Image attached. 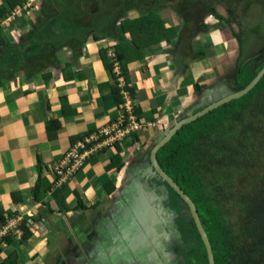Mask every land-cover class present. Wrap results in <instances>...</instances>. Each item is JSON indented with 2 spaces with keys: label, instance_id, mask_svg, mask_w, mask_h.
<instances>
[{
  "label": "crops",
  "instance_id": "0c3cea01",
  "mask_svg": "<svg viewBox=\"0 0 264 264\" xmlns=\"http://www.w3.org/2000/svg\"><path fill=\"white\" fill-rule=\"evenodd\" d=\"M210 1L25 0L12 10L0 0V216L22 217L28 233L0 245V262L131 264L144 246L150 149L179 115L235 89L244 44ZM149 12L176 35L142 48L121 75L114 51L131 39L123 24ZM122 84L151 126L119 145L112 169L115 147L57 183L68 149L119 116L123 101L113 95ZM52 123L60 127L50 133Z\"/></svg>",
  "mask_w": 264,
  "mask_h": 264
},
{
  "label": "trees",
  "instance_id": "16d2710c",
  "mask_svg": "<svg viewBox=\"0 0 264 264\" xmlns=\"http://www.w3.org/2000/svg\"><path fill=\"white\" fill-rule=\"evenodd\" d=\"M24 2L9 0L12 10ZM224 23L230 25L229 19L224 18ZM123 31L128 32L131 39L129 43L118 45L114 51L121 75L126 73L128 60L141 58L142 48L161 41L168 43L176 35L173 27H165L158 15L151 12L124 23ZM101 56L105 58L103 51ZM111 64L109 62V68ZM263 65L264 59L257 69L244 64L237 66L233 85L235 90L246 86ZM202 87L198 83L193 85L195 92H199ZM118 89H115L113 97L118 104H122ZM124 90L127 91L126 88ZM133 113L139 117L136 110L133 109ZM258 120L264 121V76L246 95L230 100L183 125L156 153L159 167L193 202L213 250L215 264H249L247 254H256L264 246V234L262 236L255 231L260 219L251 210L254 192L264 191V129L260 124L258 126ZM59 127L57 123H52L48 130L51 133ZM137 134L130 140L133 141ZM119 145L112 146L116 148V155L106 169H112L119 163ZM146 166L149 168L148 162ZM154 179L164 184L166 193V190L169 191L166 197H170V203H175L173 207L176 210L173 213L180 212V229L177 228V232L180 242L185 240L188 243L185 248H178L183 264H207L204 247L185 204L156 176L145 181L143 186L146 190L150 189ZM150 190L152 195L146 194L148 200L151 196L155 200L160 199L153 189ZM0 222H5L2 216ZM251 226L254 227L253 231L248 229ZM27 237L25 231L22 239ZM5 240L12 243L14 239L10 235ZM245 244H249L251 252L244 251ZM253 258V264H264L263 253ZM0 264L17 262L6 258Z\"/></svg>",
  "mask_w": 264,
  "mask_h": 264
},
{
  "label": "rangeland",
  "instance_id": "374dc122",
  "mask_svg": "<svg viewBox=\"0 0 264 264\" xmlns=\"http://www.w3.org/2000/svg\"><path fill=\"white\" fill-rule=\"evenodd\" d=\"M215 5L217 6L215 7ZM207 7L208 9H212L214 7L216 11L217 9H219V11H221L222 14H224V18L229 19L230 21L229 27L231 29V32L234 31L235 32L234 34H236L239 40L242 42V44H244L243 45L244 50L243 51L241 50L242 57L238 60L237 66L244 64V65L250 66L253 69H257L264 59V0H211L209 2V6L207 4ZM232 75L233 74L230 72L227 75V77L224 76V85L232 84V79H233ZM198 93L199 92L196 93V96L199 98V95H197ZM181 116H183V114L179 115L178 117L180 118ZM257 123H258V126L260 124V127L264 129V121L258 120ZM255 130L257 131L258 129H255ZM252 133L255 134L254 132ZM150 186H151L150 189L155 188L157 192L159 191L158 188H160L161 190H164V184L157 183L155 179L152 180V183L150 184ZM150 189L145 190L146 191L145 193L148 195H152V191ZM166 191L167 193H169L168 190ZM144 197H145V194H144ZM159 200L160 199L156 201H151L152 204L150 205H151L152 212L154 210L153 207L155 205L157 206V210L163 211L164 213L166 212L165 207L167 206L171 208L169 210L171 213L174 210H176L173 207L175 203H172V202L169 203L170 197H166L167 201L165 200V204L163 205L161 204ZM177 202L178 204L180 203L179 200H177ZM167 203L168 205H166ZM252 204H253L252 209H251L252 213L254 212L255 215L258 216V218L260 219L257 225L255 226L257 227L255 231L260 232L261 235L263 236L264 234V191L263 190L262 192H259V191L254 192ZM178 218L177 220L179 221ZM0 223H3V222H0ZM252 227L253 226L249 227L248 229L250 230L252 229L253 231L254 227L253 228ZM176 228L180 229V224L178 222H176ZM180 244H181V249H182V248H185L188 243L187 241L182 240ZM245 245L246 246L244 248V251L251 252V247L249 246V244H245ZM261 253H263L264 255V246L259 248L256 254H251V255L247 254L246 257H247L248 263L253 264L254 263L253 257H259ZM174 255H175V260L178 262V264L184 263L181 252L179 250L177 252L175 251ZM242 264H246V263H242Z\"/></svg>",
  "mask_w": 264,
  "mask_h": 264
},
{
  "label": "built area",
  "instance_id": "2783aa9c",
  "mask_svg": "<svg viewBox=\"0 0 264 264\" xmlns=\"http://www.w3.org/2000/svg\"><path fill=\"white\" fill-rule=\"evenodd\" d=\"M119 90V95L123 100L119 116L105 126L87 133L64 154V158L54 168L59 180L57 183L69 180L74 173L83 168L91 157L112 147L114 144H122L128 141L134 134L151 126L133 113V108L128 102V95L123 89V84L119 86ZM23 222L22 217H16L0 223L1 246L8 244L5 240L7 236L13 235L19 239L22 237L21 227Z\"/></svg>",
  "mask_w": 264,
  "mask_h": 264
},
{
  "label": "flooded vegetation",
  "instance_id": "af4514ba",
  "mask_svg": "<svg viewBox=\"0 0 264 264\" xmlns=\"http://www.w3.org/2000/svg\"><path fill=\"white\" fill-rule=\"evenodd\" d=\"M158 189V192L155 190V188L153 190L157 196L160 197V202L163 205L165 204L167 193L160 188ZM151 201L156 200L151 196L149 201H147L149 208H151ZM166 205H168V203ZM145 208H142L141 212L139 213L141 224L146 227L143 232V237L140 238V240H143L142 244L144 245V250L143 248L139 252L134 250L133 253L129 255L130 263L178 264V262L175 260L174 254L175 251L177 252L179 250V246H181L180 236L176 228V222H178L177 218L180 216V212L177 214L173 212L171 213L169 211L171 208L167 206L165 207L166 212L164 213L163 211L157 210V206L155 205L153 207L154 214L152 210L148 212V210L146 211ZM142 229L138 228V233L139 231H143ZM135 230H137V228ZM141 253L142 255H139Z\"/></svg>",
  "mask_w": 264,
  "mask_h": 264
},
{
  "label": "water",
  "instance_id": "95a60500",
  "mask_svg": "<svg viewBox=\"0 0 264 264\" xmlns=\"http://www.w3.org/2000/svg\"><path fill=\"white\" fill-rule=\"evenodd\" d=\"M264 76V65L260 69V71L256 74V76L243 88L233 91H227L226 93L222 94L220 97L215 99H208L207 104L203 106L201 109L197 111H190L187 113V115L183 116L182 118L176 119L170 127L161 135V137L157 140V142L152 146L148 153V164H149V170L152 173L153 176H156L157 179H160L165 183V185L170 188L172 192H174L178 199L181 200L188 211V214L190 215L192 222L194 224V227L200 237V241L204 247L207 264H215L214 261V255L213 250H211L210 242L208 240V237L200 223L199 216L197 214V211L195 209V206L193 202L189 199V197L181 190V188L174 182V180L169 177L158 165L156 162V153L165 146L170 139L176 134V131L181 128L183 125L188 124L194 120H196L198 117L203 116L207 112L217 108L218 106L227 103L230 100L238 99L241 96L246 95L249 91H251L255 85L262 79ZM152 176V177H153ZM165 188V186H164ZM146 211L148 212L151 210L148 206H146ZM143 229L145 230V226H143Z\"/></svg>",
  "mask_w": 264,
  "mask_h": 264
},
{
  "label": "clouds",
  "instance_id": "9594fccd",
  "mask_svg": "<svg viewBox=\"0 0 264 264\" xmlns=\"http://www.w3.org/2000/svg\"><path fill=\"white\" fill-rule=\"evenodd\" d=\"M120 97H121V96H120ZM121 99H122V98H121ZM122 101H123V100H122ZM85 135H86V134H85ZM85 135H84V136H85ZM84 136H83V137H84ZM83 137H82V138H83ZM82 138H81V139H82ZM81 139H80V140H81ZM80 140H79V141H80ZM77 142H78V141H77ZM77 142H76V143H77ZM76 143H75V144H76ZM75 144H74V145H75ZM70 148H71V147H70ZM70 148H69V149H70ZM69 149H68V150H69ZM91 158H92V157H91ZM91 158H90V159H91ZM88 161H89V160H88ZM88 161H87V162H88Z\"/></svg>",
  "mask_w": 264,
  "mask_h": 264
}]
</instances>
